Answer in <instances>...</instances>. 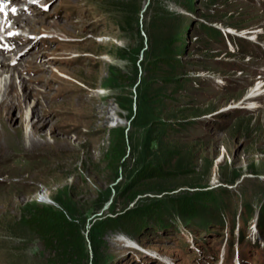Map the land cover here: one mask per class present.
<instances>
[{"label": "rangeland", "instance_id": "rangeland-1", "mask_svg": "<svg viewBox=\"0 0 264 264\" xmlns=\"http://www.w3.org/2000/svg\"><path fill=\"white\" fill-rule=\"evenodd\" d=\"M134 3L138 25L123 24ZM34 5L51 54L23 76L47 123L29 146V104L6 116L22 140L0 142V264H264V0ZM155 13L183 23L165 82L145 57ZM60 192L78 228L60 225Z\"/></svg>", "mask_w": 264, "mask_h": 264}, {"label": "bare ground", "instance_id": "bare-ground-1", "mask_svg": "<svg viewBox=\"0 0 264 264\" xmlns=\"http://www.w3.org/2000/svg\"><path fill=\"white\" fill-rule=\"evenodd\" d=\"M20 1L26 2V5L19 6L17 17H11V19L7 20L4 24V28L0 29V38L3 37L6 43L12 45L11 51H6L5 48L0 47V142H4L6 147L9 148L18 147L19 141L22 140V135L15 136L13 134L17 133L18 129L12 131L7 126L6 116L10 114V111L13 109H21L27 103L29 104L25 117L26 122L29 124L27 132L25 133L26 139H29L30 142L29 146L32 145L40 129H43L44 125L47 123V121L43 119V116L39 117L37 109L34 110L37 108L38 102L31 100V97L36 95L34 94L36 88L32 83L37 82V79L31 76L29 78L24 77L23 74L33 73L35 71L32 67L33 63L38 60L42 61L40 62L42 68L49 62L50 57L48 59L45 58L43 53L47 52L51 54V52L48 49L40 51L42 49L40 45L43 43L49 44L51 42L49 40L50 37L47 35L36 36V39L33 40L31 35H36V33L42 30H44V33H50L45 30H47L52 23L45 20L41 21V18L35 14L36 6L34 3L37 1L42 3L44 0ZM27 14H30V16H27ZM22 30L28 32V34L30 33V35L25 36L26 34L20 33ZM27 46L28 49H26ZM21 48L22 51H24V49L26 52L30 51L29 56L25 58L27 62L24 61V58V60L22 59L21 61V55H17ZM7 54H9V56H7ZM41 67L39 66L40 69ZM60 76L67 80H73L66 73H60ZM17 79L20 80L19 84H16ZM260 90L261 88L257 91L260 92ZM249 104L250 105L247 107L248 109H255L257 107L253 106L252 103ZM42 112L44 115L43 109ZM45 196H47V194Z\"/></svg>", "mask_w": 264, "mask_h": 264}, {"label": "trees", "instance_id": "trees-1", "mask_svg": "<svg viewBox=\"0 0 264 264\" xmlns=\"http://www.w3.org/2000/svg\"><path fill=\"white\" fill-rule=\"evenodd\" d=\"M128 8L123 9V14H124L123 24L136 23V25H138L137 21H138L139 7H137V5H135L134 3V5L131 6V8L129 6ZM186 9L188 12H190L191 8L186 7ZM148 18L149 19L147 23V30H148L147 36H148L149 49L148 51L145 52V57L148 59L151 57L152 54V56L155 55L154 57L158 58V60L165 61L164 63L167 64L166 69L162 68V66H158L157 70L159 71V73H161V76L159 77L161 78V80H163L164 82L167 80L169 81L170 79L176 77L175 72L181 68L180 65L177 66L172 65V63H170L169 61H171V58H173L176 64L181 63L180 61L181 59L178 57L181 56V53L184 51V47H182L181 45L183 39L180 36L183 23L181 20L178 19L179 17H173L167 14L160 17L158 13H155L153 16L151 17L149 16ZM178 42L179 45L177 44ZM175 83L179 84V82L177 81ZM154 140L155 139H151V143ZM125 189L126 188L123 189V192L127 193L128 191H126L127 189L126 190ZM116 190H119V188H116ZM123 192L119 193V195H123L124 194ZM142 193L144 192L143 191L134 192L132 197L128 199L127 204L130 201H132L137 195ZM62 195L63 194L60 192L58 197L55 199V201L63 209V211L67 212L68 220L65 219L66 217L65 218L63 217L60 211H58L57 213L60 215V218H63L64 220V222H62V224L60 225L78 228L79 224L85 223L86 219L83 217L82 218L80 217L81 219L78 218L76 216V212L74 208L75 203H73L70 198H68L67 201L64 200L63 199L64 197ZM109 199L110 197L108 196L103 198L101 201L96 202L95 210L102 209L103 206L109 201ZM260 212L264 223V205L262 206ZM57 213L55 214V216L57 215ZM25 217L26 215L23 218L25 219Z\"/></svg>", "mask_w": 264, "mask_h": 264}, {"label": "water", "instance_id": "water-1", "mask_svg": "<svg viewBox=\"0 0 264 264\" xmlns=\"http://www.w3.org/2000/svg\"><path fill=\"white\" fill-rule=\"evenodd\" d=\"M147 6H148V3L145 5L144 10L147 8ZM45 195L44 194L41 195L40 198H39V200L44 201V202H48V203L51 202V200H49V198H48V195L47 196H45Z\"/></svg>", "mask_w": 264, "mask_h": 264}]
</instances>
